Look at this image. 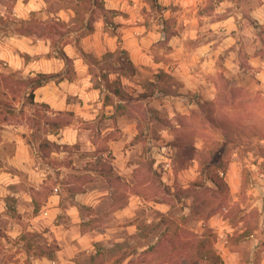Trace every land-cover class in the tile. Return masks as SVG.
I'll use <instances>...</instances> for the list:
<instances>
[{
  "label": "crops",
  "instance_id": "1",
  "mask_svg": "<svg viewBox=\"0 0 264 264\" xmlns=\"http://www.w3.org/2000/svg\"><path fill=\"white\" fill-rule=\"evenodd\" d=\"M55 1L0 0V222L11 204L28 230L46 237L47 248L27 250L14 264H118L109 254L133 233L123 222L140 198L108 216L98 209L115 202L119 184H134L138 133L124 110L115 112L119 101L104 104L91 61L101 66L120 49L135 68L116 74L122 80L158 84L157 75L166 76L181 92L215 101L220 79L235 75L238 86L253 79L264 98V0ZM39 74L62 79L34 89L31 100L28 81ZM40 107L46 120L32 114ZM39 123L48 130L33 139ZM116 129L120 135L109 138ZM43 142L50 147L41 149ZM99 215L112 222L89 227Z\"/></svg>",
  "mask_w": 264,
  "mask_h": 264
},
{
  "label": "rangeland",
  "instance_id": "2",
  "mask_svg": "<svg viewBox=\"0 0 264 264\" xmlns=\"http://www.w3.org/2000/svg\"><path fill=\"white\" fill-rule=\"evenodd\" d=\"M78 3L86 6L91 0ZM113 65H119L116 58L94 67V83L100 81L98 68ZM241 66L248 69L246 61ZM235 77L220 79L212 101L206 94L181 92V85L166 76H157L153 84L110 73V87L124 93L122 112L138 133L131 144L136 146L130 163L135 182L119 184L115 202L98 210L108 216L131 196L141 201L133 208L134 218L123 222L133 233L109 254L118 264L125 257L130 264H213L197 246L202 240L220 257L218 264H264V98L253 79L238 86ZM110 97L107 104L118 101ZM32 114L40 121L48 117L43 107ZM35 130L33 139H39L48 127L39 123ZM206 169L217 172L223 186L208 181ZM12 206L0 222V264L18 263L25 251L47 248L46 237L28 230L29 222L13 215ZM89 219L93 228L112 222L101 215ZM13 227L17 233H7ZM146 246L153 250L141 252Z\"/></svg>",
  "mask_w": 264,
  "mask_h": 264
},
{
  "label": "trees",
  "instance_id": "3",
  "mask_svg": "<svg viewBox=\"0 0 264 264\" xmlns=\"http://www.w3.org/2000/svg\"><path fill=\"white\" fill-rule=\"evenodd\" d=\"M95 5L100 6L99 2H95ZM152 7H157L158 5H155L152 3ZM110 14H114V12H110ZM113 35L114 32H112ZM62 53V52H61ZM64 59L66 60L67 65L69 64V60L63 55ZM112 58H116V62L119 63L118 67H115L113 65V67L110 69H106L104 67H100L97 69L99 75L97 76L98 79L100 80L99 82L95 83V86L99 89L103 88L104 91H107V94L104 95L103 91L101 90L102 95H104V104H107L106 102H108L110 100V94L113 95L114 97L118 98V101L120 103L116 104L115 106V112L120 114L121 110L124 108L122 103H124L126 101L125 99V95L124 93L119 89V88H114L111 89L110 87V81H109V74L110 73H115L118 74L120 76H132L135 74V68L133 67V65L131 64V62L128 60L126 53L123 50H118L116 55L114 54H107L104 56V61L106 62L107 60H112ZM92 64L94 65V67L96 68L97 66H99V62L92 60L91 61ZM92 72V71H91ZM102 72V73H101ZM94 76V73H93ZM160 76V75H157ZM69 79L72 78V76H68ZM62 79V77H58V76H54V75H37L36 77L30 79L28 81V83L31 86V93L29 94V98L32 100V91L46 83H49L51 81H55L58 82ZM102 82V83H101ZM111 89V90H110ZM146 95L142 98H145ZM52 126V125H51ZM53 126H58V124H54ZM41 149H48L50 146L48 143L43 142V144L40 145ZM107 169V168H106ZM206 175V179L208 181H210L212 184H214V186L216 187H221L223 186V180L222 178L219 177L217 172H213L209 169H206L205 172L203 173ZM202 184L199 183V185H197V187H201ZM37 210H35L34 212H36ZM199 249L204 250L205 255L208 257L209 260L213 261V264H218L220 262V257L218 255H216V253L213 251L212 248L207 247V245L205 244V241H199L198 245ZM153 250V247H148L147 250L145 252H150Z\"/></svg>",
  "mask_w": 264,
  "mask_h": 264
}]
</instances>
